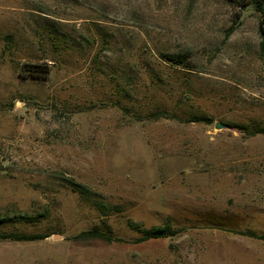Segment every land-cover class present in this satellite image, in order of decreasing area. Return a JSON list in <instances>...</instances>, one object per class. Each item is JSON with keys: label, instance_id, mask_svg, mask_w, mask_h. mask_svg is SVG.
<instances>
[{"label": "rangeland", "instance_id": "rangeland-1", "mask_svg": "<svg viewBox=\"0 0 264 264\" xmlns=\"http://www.w3.org/2000/svg\"><path fill=\"white\" fill-rule=\"evenodd\" d=\"M254 2L0 0V264H264Z\"/></svg>", "mask_w": 264, "mask_h": 264}, {"label": "trees", "instance_id": "trees-1", "mask_svg": "<svg viewBox=\"0 0 264 264\" xmlns=\"http://www.w3.org/2000/svg\"><path fill=\"white\" fill-rule=\"evenodd\" d=\"M264 0H255L254 2V7L256 10H258L259 12H261L259 20H258V33L260 36V44L261 46L264 45V16L262 14V4H263ZM179 57V58H178ZM182 55H167L165 56V58L167 59V61H169L170 63L173 64H181L183 59L181 58ZM29 67H32L31 70L32 71H41V72H46L47 71V63H28L27 64ZM195 120H202L205 122L210 121L208 117L205 116H199V117H195ZM262 130L259 129H254L253 132H259ZM21 220H30L32 219V216L29 215H19L18 216ZM1 221V220H0ZM142 230V235L138 236L136 238V241H140L143 239H147L149 237H159V236H167V235H172L173 234V230L170 228V226L168 224H162V225H157V226H150L148 228H144L141 229ZM239 233H243L252 237H256L261 239L262 241H264V234L263 233H258L254 230H238ZM47 234L45 233H15V232H0V240L3 239H11V240H21V241H28V240H35V239H40L45 237ZM77 236H83V237H100L106 240H111L112 236L101 232V231H97L94 229H86L83 230L81 232H79L77 234ZM116 237H114L115 239Z\"/></svg>", "mask_w": 264, "mask_h": 264}, {"label": "water", "instance_id": "water-1", "mask_svg": "<svg viewBox=\"0 0 264 264\" xmlns=\"http://www.w3.org/2000/svg\"><path fill=\"white\" fill-rule=\"evenodd\" d=\"M213 127H215V128L227 127V124H225V123H223L221 121L215 120L213 122ZM59 236L61 237V234H58V233H53L51 235L52 238H56V237H59Z\"/></svg>", "mask_w": 264, "mask_h": 264}]
</instances>
